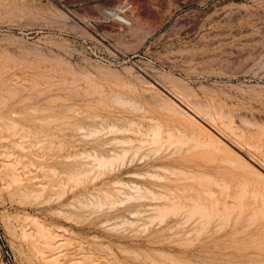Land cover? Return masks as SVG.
Here are the masks:
<instances>
[{"label":"rangeland","instance_id":"rangeland-1","mask_svg":"<svg viewBox=\"0 0 264 264\" xmlns=\"http://www.w3.org/2000/svg\"><path fill=\"white\" fill-rule=\"evenodd\" d=\"M0 264H264V0H0Z\"/></svg>","mask_w":264,"mask_h":264},{"label":"bare ground","instance_id":"bare-ground-1","mask_svg":"<svg viewBox=\"0 0 264 264\" xmlns=\"http://www.w3.org/2000/svg\"><path fill=\"white\" fill-rule=\"evenodd\" d=\"M187 105H188V103H187ZM188 106H189V105H188ZM194 107H195V106H194ZM187 108H188V107H187ZM189 110H190V109H189ZM192 110H193V109H192ZM173 112H174V111H173ZM188 114H189V113H188ZM171 132H172V131H171ZM209 142H210V141H209ZM102 161H103V160H102ZM134 187H137V186H134ZM135 189L138 190L137 188H135ZM139 190H140V189H139ZM139 190H138V192H140ZM146 192H147V191H146ZM162 199H163V198H162ZM41 229H42V228H41ZM43 231H44V230H43ZM39 232L42 233L41 231H39ZM39 236H40V235H39ZM43 237H44V236H43ZM46 237H47V236H46ZM46 237H45V239H46ZM48 237L50 238V235H49ZM48 237H47V238H48ZM49 238H48V239H49ZM49 240H51V241H50V243H51V242H52V239H49ZM53 240H54V239H53ZM54 241H55V240H54ZM50 243H49V244H50ZM53 250H54V249H53ZM50 251H51V250H50ZM57 251H58V249H57ZM57 251H56V252H57ZM54 252H55V251H54Z\"/></svg>","mask_w":264,"mask_h":264}]
</instances>
